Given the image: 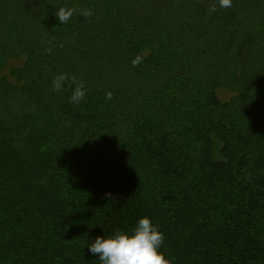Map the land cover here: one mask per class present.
<instances>
[{
    "label": "trees",
    "instance_id": "trees-1",
    "mask_svg": "<svg viewBox=\"0 0 264 264\" xmlns=\"http://www.w3.org/2000/svg\"><path fill=\"white\" fill-rule=\"evenodd\" d=\"M144 216L172 264H264V0H0V264Z\"/></svg>",
    "mask_w": 264,
    "mask_h": 264
},
{
    "label": "clouds",
    "instance_id": "clouds-1",
    "mask_svg": "<svg viewBox=\"0 0 264 264\" xmlns=\"http://www.w3.org/2000/svg\"><path fill=\"white\" fill-rule=\"evenodd\" d=\"M232 0H219V7L229 8ZM211 11H216V6H211ZM79 12L87 18L93 15L91 10H80L75 7H61L55 13L59 23H67L69 19ZM51 51V49H46ZM143 61V56L137 55L132 60L133 67L139 66ZM68 82L73 87L70 100L74 104H79L85 97V89L82 81L75 76H68L61 73L53 78L52 84L55 91H62L63 85ZM113 93H106V99L111 100ZM111 196L110 193H106ZM165 236L157 226L153 225L150 218L144 216L137 222L131 234L124 231H116L114 235L108 237H96L95 242L88 245V250L92 254L99 255L100 264H172V261L165 257L164 252L159 249L163 245Z\"/></svg>",
    "mask_w": 264,
    "mask_h": 264
},
{
    "label": "rangeland",
    "instance_id": "rangeland-1",
    "mask_svg": "<svg viewBox=\"0 0 264 264\" xmlns=\"http://www.w3.org/2000/svg\"><path fill=\"white\" fill-rule=\"evenodd\" d=\"M20 60L19 59H11L8 63V67L12 66V65H16V64H20ZM219 96L222 99H227L229 97V93L227 91L224 90H220L219 91Z\"/></svg>",
    "mask_w": 264,
    "mask_h": 264
}]
</instances>
